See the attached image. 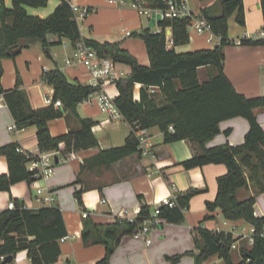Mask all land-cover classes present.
I'll return each mask as SVG.
<instances>
[{"label": "trees", "instance_id": "1", "mask_svg": "<svg viewBox=\"0 0 264 264\" xmlns=\"http://www.w3.org/2000/svg\"><path fill=\"white\" fill-rule=\"evenodd\" d=\"M261 8L264 14V0ZM49 0H0V94L4 97L18 128L38 126V139L41 152L60 151V143L66 142L63 151L66 156L73 151L98 146L90 118H82L77 112L78 104L94 88L82 83H71L60 68L46 70L44 79L55 88V98L61 99L65 110L79 117L81 128L67 135L54 137L49 122L63 116L54 105L43 108L32 107L23 81L18 75L16 85L5 89L2 85L4 73L3 59L15 58L32 43L41 42L47 50L67 39L74 45L83 39L77 12L70 0H61L52 13L46 17L31 14L29 7H46ZM223 14L213 16L205 11L212 23L213 32L221 37L213 47L194 51L177 52L175 46L190 42V18H175L159 21L164 28L156 32L144 27L132 36L144 40L150 58V65L139 62L129 50L119 42H100L85 38L86 43L98 50L102 56L111 57L116 63L132 67L128 77L118 78L116 85L119 95L115 102L132 131L124 145L101 150L94 157L84 161L81 172L92 171L97 167H111L115 162L134 153L141 152L136 130L158 127L164 134V142L170 143L188 139L195 143L201 153L183 162L186 168L204 166L211 163H224L228 171L217 179L218 192L214 201L207 207L214 210L220 207L226 218L244 219L254 228V241L251 247L241 248V259L232 256L233 244L237 240L231 232L219 231L198 226L193 229L198 253L189 251L196 258V264H203L213 255H219L225 264H264V217L255 213L256 196L238 198L240 188L254 184L258 192H264V127L256 115V109L264 107V95L247 97L238 92L224 71L226 58L224 46L230 43L228 19L238 12L237 21L246 24L244 1L224 0ZM171 26L174 47L168 48L165 28ZM58 37L49 40V35ZM240 44L264 45V38H243ZM214 66L217 73L205 82L199 79V68ZM138 84L140 88L138 89ZM154 88V89H153ZM235 116L249 121L250 128L242 144L207 146L209 140L220 132V122ZM173 126V130L170 129ZM18 142L0 146V156H5L8 173H0V192L11 191L12 185L28 181L34 182L33 172L28 162L36 154L20 151ZM87 187L76 190L75 196L83 204L82 194ZM196 194L191 190L176 198L177 205H161L159 216L171 223H181L185 210ZM15 208L0 209V264L2 256L16 257L18 252L27 250L33 264H53L61 256L60 240L68 235L63 211L52 205L41 208L27 207L18 199ZM152 215V207L143 203L133 221L116 217L114 222L98 223L92 219L85 221L82 237L85 244L102 243L106 246L105 256L96 264H110L116 247L126 235H133ZM209 217V216H208ZM183 254L167 256L177 263Z\"/></svg>", "mask_w": 264, "mask_h": 264}, {"label": "crops", "instance_id": "2", "mask_svg": "<svg viewBox=\"0 0 264 264\" xmlns=\"http://www.w3.org/2000/svg\"><path fill=\"white\" fill-rule=\"evenodd\" d=\"M131 1L118 0V3L111 4L108 0H70L73 5L88 9V14L81 18L84 22L79 23L83 39L119 42L123 48L136 56L140 63L150 65L144 40L128 35V32L138 33L144 27H149ZM189 1L195 14L205 11L213 16L223 14L224 0ZM243 1L246 24L238 23L237 11L228 19L231 42L224 48L226 55L224 71L238 92L247 97H256L264 95V45L240 44L239 41L243 38H260L264 14L260 0ZM60 2L61 0H49L46 7H29L28 11L31 14L46 17ZM6 4L10 5L11 0H6ZM76 14L79 20V14ZM231 19L239 25L237 29L231 27ZM201 36L207 37V35H199ZM57 39L56 35H49L50 41ZM65 40L62 39L59 44L64 49L63 63L59 61L56 53L46 50L41 42L32 43L15 58H4L3 87L14 88L19 75L32 107L37 109L50 106L45 101L46 96L50 95L56 99L54 86L43 77L46 70L60 68L71 83L89 85L91 74L85 66L67 64V59L73 56V48L66 46ZM209 43L208 40L202 42L190 39L188 44L178 45L176 50L186 52L213 47ZM116 69L119 78L128 77L132 72V67L125 63H116ZM198 72L200 81L205 82L217 73V68L202 66ZM104 87L115 98L119 95L116 80L106 82ZM139 88L140 84H138ZM56 108L63 112V116L49 122L50 131L54 137L67 135L81 128L79 117L65 108L64 111L62 107ZM77 112L80 117L94 121L92 131L99 142L98 146L73 151L66 156L63 153L66 142L62 141L57 155L59 162L54 174L48 180L32 183L21 181L12 185L11 191L0 192V209L8 208L9 202L13 199H18L30 208L55 205L62 209L68 238L65 241L60 240L62 253L58 261L53 264H96L105 256L104 244H85L83 240L82 232L88 218L98 223H110L114 222L116 217H120V213L124 210L134 217L140 212L143 203L153 207L165 196L177 198L191 190L196 191V194L185 210L184 221L171 223L163 219L152 225L147 234L152 240L150 244L143 236L135 234L124 236L116 247L110 264H196L195 256L187 253L200 251L196 247L193 232V229L198 226L216 232H231L234 238H237L235 241L237 247L232 249L235 261L236 257H239L237 261L241 259L242 247L252 246L254 226L251 223L248 222L251 226V230L248 231L243 225V222H247L246 220H231L225 217L220 207L214 210L207 207V202L214 201L217 196V179L228 171L226 164L211 163L186 168L183 162L200 154L201 149L188 139L165 143L164 134L160 129L152 127L145 129L153 143L150 154L144 155L137 152L115 162L109 168L97 167L92 171L81 172L86 159L94 157L103 149L124 145L132 127L123 116L111 118L96 104H88L83 100L78 104ZM256 115L264 127V107L257 108ZM249 128V121L242 116L225 119L220 122V132L208 141L207 146L240 145L244 142ZM11 142H18L26 151L35 154L41 152L38 126L18 128L9 106L0 94V146ZM8 171L6 157L0 156V173H8ZM38 187L44 188L41 197L51 192L55 201L48 203L38 199ZM85 187L87 189L82 194L83 204L79 203L78 210L79 201L75 192ZM252 195L256 196L254 206L256 215L264 217V192H258L254 184L238 190V198L241 200ZM102 199H106L107 202L102 203ZM84 210L89 211V217H83ZM239 226L240 231L236 230ZM243 235L246 236L243 237ZM68 241L70 244L66 245ZM178 254L183 256L177 263L167 258V256ZM15 264H33L27 250L18 252ZM203 264H225V260L219 255H213Z\"/></svg>", "mask_w": 264, "mask_h": 264}, {"label": "built area", "instance_id": "3", "mask_svg": "<svg viewBox=\"0 0 264 264\" xmlns=\"http://www.w3.org/2000/svg\"><path fill=\"white\" fill-rule=\"evenodd\" d=\"M111 4L118 3V0H108ZM133 6L138 10L140 14H148L157 19V28L154 30L156 32H162L164 28L159 24V21L165 19H175V18H190L188 29L190 34V39H192L191 30L198 35H207V39L213 42L215 37L220 41L221 37L217 36L213 32L212 23L209 21L207 16L203 13L195 14L192 11L189 0H132ZM76 12H80V17H85L88 14L87 8H80L77 5H73ZM167 36V46L168 48L174 47L173 31L172 27L168 26L165 28ZM128 32V35H131ZM260 38H264V25L260 31ZM240 43V41H239ZM65 45L71 46L73 48V56L67 59V64L69 65H83L91 74L90 84L94 90L91 92L83 101L88 104H96L102 112L107 113L111 118L121 117L122 114L115 102V97L111 95L104 87L106 82H113L119 77L116 62L108 56H102L99 54L98 50L94 47L88 45L84 39H80L74 45L71 44L69 40H65ZM177 46H175L176 48ZM154 89V88H153ZM46 103L49 105H54L55 107H64L61 99H54L53 96H46ZM12 128V127H11ZM173 130V126H170ZM136 134L140 143L141 153L148 155L151 152L153 143L151 141L150 135L145 132V129L138 128ZM20 151H25L22 147L19 148ZM59 151L50 150L37 153L35 157H32L27 166L28 169L33 172L34 182L40 180H48L55 172L57 165V155ZM38 199L47 201L48 203H53L55 197L51 192L45 197H41L44 188L38 187ZM106 199H102V203H106ZM169 205L171 207L177 205L176 198L172 196H165L159 202H157L152 207V215L149 219H146L144 224L136 231L135 235L143 236L146 238V242L150 244L152 242L151 238L148 237V232L152 225L159 223L163 218L159 216L160 206ZM10 208L16 207L15 200H11L8 205ZM139 214V213H138ZM83 217H89L90 213L88 210L82 212ZM137 216V215H136ZM128 214L127 211H122L120 217L128 218L131 221L135 219ZM255 232V228H254ZM246 235H243L245 237ZM68 237H63L61 241H65ZM254 241V238L251 239ZM237 247L236 243L233 244V248ZM6 257L2 256V259ZM10 264H15V257Z\"/></svg>", "mask_w": 264, "mask_h": 264}, {"label": "rangeland", "instance_id": "4", "mask_svg": "<svg viewBox=\"0 0 264 264\" xmlns=\"http://www.w3.org/2000/svg\"><path fill=\"white\" fill-rule=\"evenodd\" d=\"M131 3H133L132 1H131ZM78 14L80 13L79 11L77 12ZM141 16L143 17V19H144V21H145V23L149 26V27H151L152 29H156L157 28V19L155 18V17H153V16H150V15H148V14H141ZM79 17V23L80 24H82L84 21H82V17H80V16H78ZM230 25H231V27H234L235 29H237V27L239 26L237 23H235L232 19H231V21H230ZM238 25V26H237ZM191 35H192V41H207L208 39H207V37H199V35L197 34V33H195V32H193L192 30H191ZM206 36V35H205ZM218 39H217V37H215V39H214V42L213 43H209V45L211 46H215L218 42ZM227 45H229V44H226L225 46H224V48L227 46ZM48 50H50L52 53H56L57 55H58V59H59V61H61L62 63H63V57H65V55H64V49L62 48V46H60L59 44L58 45H54V46H52V47H49L48 48ZM77 209L79 210L80 209V207H79V202H78V206H77ZM243 225L245 226V228L246 229H248V231H250L251 230V226H250V224L248 223V222H243ZM241 226V225H240ZM237 227V229L236 230H238V231H240V229H241V227ZM70 244V241H68L67 243H66V245H69ZM62 245H64V244H62ZM237 256V254L235 255V257ZM238 258L239 257H236V261L238 260Z\"/></svg>", "mask_w": 264, "mask_h": 264}, {"label": "water", "instance_id": "5", "mask_svg": "<svg viewBox=\"0 0 264 264\" xmlns=\"http://www.w3.org/2000/svg\"><path fill=\"white\" fill-rule=\"evenodd\" d=\"M49 55H50V54H49ZM50 56H51V55H50ZM51 57H52V56H51ZM62 110L64 111V107H62ZM57 162H59L58 159H57ZM13 259H14L13 256H7V257L4 259V263H10V262L13 261Z\"/></svg>", "mask_w": 264, "mask_h": 264}]
</instances>
